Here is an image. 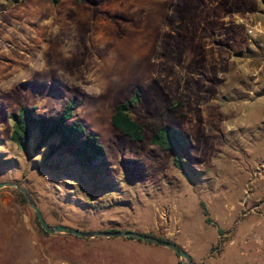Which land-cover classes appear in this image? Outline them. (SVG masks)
<instances>
[{"label":"rangeland","instance_id":"1","mask_svg":"<svg viewBox=\"0 0 264 264\" xmlns=\"http://www.w3.org/2000/svg\"><path fill=\"white\" fill-rule=\"evenodd\" d=\"M230 3L0 0V182L27 189L50 225L123 228L177 245L195 235L202 252L218 253L217 225L204 222L199 202L208 206L222 190L221 173L238 168L226 145L239 139L242 122L264 117L262 104L236 98L241 85L264 94V51L260 38L253 41L229 21ZM232 58H249L259 80ZM135 90L130 114L145 126L140 143L110 121L115 105ZM70 100L73 119L105 151L107 165L93 174L43 152L25 153L10 138L12 114L21 106L58 116ZM162 124L186 132V149L171 153L151 143ZM175 157L184 162L180 168ZM14 189L0 188V264H175L172 249L136 238L44 233ZM208 211L232 238L263 229L259 213L233 226L227 210ZM228 245L217 264L236 259V247Z\"/></svg>","mask_w":264,"mask_h":264},{"label":"crops","instance_id":"2","mask_svg":"<svg viewBox=\"0 0 264 264\" xmlns=\"http://www.w3.org/2000/svg\"><path fill=\"white\" fill-rule=\"evenodd\" d=\"M230 14H232V17L229 21L233 25L244 28L249 38L253 39V41L256 38H260L261 42L258 46L264 51V13L257 10H244L243 12H233ZM231 60L235 67L241 66L244 72H246V75L254 76L253 81L257 82L259 80V75L255 71L252 74L250 72L251 61L249 58H232ZM242 60L244 62L240 63ZM235 87L238 88V86ZM241 88L239 92L237 91V99L241 98L243 102L250 103L259 102L264 106L263 93L254 95L257 91L246 89L242 85ZM239 113L244 115L246 112L240 109ZM232 126L228 125L227 128L231 129ZM238 137L239 139L233 137L226 145L229 149L230 159L239 162L238 168L232 172L224 171L221 173V180L218 183L217 189L222 188V190L210 196L208 206L204 201L199 202L204 222L217 225L218 233L217 242L215 243L218 244L216 248L219 252L215 254L207 251L202 252L199 247V240L197 238L195 239V235L192 238H186L178 245L191 256L192 264H217L223 261L226 257L224 251L225 243L227 245L229 243L228 246L236 247V259H233L231 264H264V219H260L257 222L263 228L261 231L253 233L245 231L243 235L232 238L233 231L221 230L219 224H216V220L208 211L209 206L213 210H227V219L233 217V226H237L245 216L251 215L252 213H259V215L264 217V201H262L264 199V167L259 168L260 163L264 164V117L258 118L253 124L242 122ZM236 188L239 189L238 192ZM245 192L247 193L246 200L241 195ZM204 209L207 215L204 214ZM206 217H209L211 222H206ZM110 229L121 230L115 228ZM122 230L124 229L122 228ZM179 263L183 264V260L177 255L175 264Z\"/></svg>","mask_w":264,"mask_h":264},{"label":"trees","instance_id":"3","mask_svg":"<svg viewBox=\"0 0 264 264\" xmlns=\"http://www.w3.org/2000/svg\"><path fill=\"white\" fill-rule=\"evenodd\" d=\"M200 1L206 2L207 0ZM229 1L231 3L227 14L244 10H257L264 13V0H254L252 6L241 0ZM53 2H57V0H53ZM137 100L138 92L135 90L129 98L115 105L110 121L118 131L127 135L132 141L140 143L144 139L145 126L130 114V108ZM75 107L74 100H70L60 115L46 116L37 114L33 107L21 106L17 113L12 114L13 123L10 138L25 153L43 152L45 159L58 157L65 163L70 161L79 165L83 171L93 174L99 168H104L107 165L105 151L103 146L98 143V138L87 132L81 122L73 119ZM32 136L36 137L34 146L30 142ZM150 141L162 150L171 153L186 149L190 144L186 132L169 124H162L154 128ZM173 160L179 168L180 164L184 163L181 158L175 157ZM14 192L21 201H26L19 190L14 189ZM204 214L207 215L205 209ZM205 220L211 222L209 217H206ZM36 223L40 226L37 217ZM40 230L46 233L41 227ZM153 236L173 242L158 235ZM125 238L134 239L132 237Z\"/></svg>","mask_w":264,"mask_h":264},{"label":"water","instance_id":"4","mask_svg":"<svg viewBox=\"0 0 264 264\" xmlns=\"http://www.w3.org/2000/svg\"><path fill=\"white\" fill-rule=\"evenodd\" d=\"M2 187H15L17 188L25 197L28 204L32 207L35 212V215L39 221L40 226L47 233H66L72 234L78 237H96V236H105V237H132L136 239H140L146 242L162 245L172 249L181 259H183V264H192L191 256L182 249L179 245L174 242H171L166 239H161L153 235H149L146 233H140L132 230H94V231H83L70 226H66L63 224L58 225H50L45 220L40 208L37 206L31 194L27 189L22 187L20 184L14 181H6L0 182V188Z\"/></svg>","mask_w":264,"mask_h":264},{"label":"built area","instance_id":"5","mask_svg":"<svg viewBox=\"0 0 264 264\" xmlns=\"http://www.w3.org/2000/svg\"><path fill=\"white\" fill-rule=\"evenodd\" d=\"M263 48H264V44H263Z\"/></svg>","mask_w":264,"mask_h":264}]
</instances>
